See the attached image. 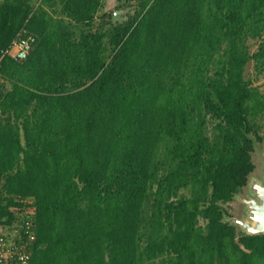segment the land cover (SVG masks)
<instances>
[{"label":"trees","instance_id":"trees-1","mask_svg":"<svg viewBox=\"0 0 264 264\" xmlns=\"http://www.w3.org/2000/svg\"><path fill=\"white\" fill-rule=\"evenodd\" d=\"M22 30L0 227L33 209L29 264H264V232L224 220L264 144V0H0V50Z\"/></svg>","mask_w":264,"mask_h":264},{"label":"built area","instance_id":"built-area-1","mask_svg":"<svg viewBox=\"0 0 264 264\" xmlns=\"http://www.w3.org/2000/svg\"><path fill=\"white\" fill-rule=\"evenodd\" d=\"M25 33V30L19 32L16 37L12 39L8 47L0 50V64L5 56H9L18 62L26 59L32 48L34 36ZM3 82L4 79L0 73V101L2 94L1 84ZM14 210L17 216L11 224L10 229L0 227V264H29V254L24 248L25 242L23 241L21 230L25 229L24 234L27 235L29 240L34 239L32 230L34 221L31 217V215H33V209L25 207L23 210L16 208ZM23 217L27 219L23 220Z\"/></svg>","mask_w":264,"mask_h":264},{"label":"water","instance_id":"water-1","mask_svg":"<svg viewBox=\"0 0 264 264\" xmlns=\"http://www.w3.org/2000/svg\"><path fill=\"white\" fill-rule=\"evenodd\" d=\"M125 9L114 10V14H124ZM247 198H243L245 215L243 218L224 217L225 221L236 224L246 234L264 232V176L250 177L247 181ZM237 194L234 196L236 197Z\"/></svg>","mask_w":264,"mask_h":264},{"label":"rangeland","instance_id":"rangeland-1","mask_svg":"<svg viewBox=\"0 0 264 264\" xmlns=\"http://www.w3.org/2000/svg\"><path fill=\"white\" fill-rule=\"evenodd\" d=\"M113 2V1H112ZM112 4V3H111ZM111 5L110 8H112ZM258 39H248L247 44L249 46L250 52H253L258 45ZM245 78L251 80L252 85L257 86L261 92L264 93V72L257 74L254 67L253 61H249L245 67ZM252 159L255 164L254 170L249 175L250 177L262 178L264 176V144L256 143L255 149L252 152ZM248 185L246 184L242 190L237 193V196L234 197L231 201L226 203L224 206L233 217L243 218L245 215L244 203L242 202L243 198H247ZM238 229H240L238 227Z\"/></svg>","mask_w":264,"mask_h":264}]
</instances>
